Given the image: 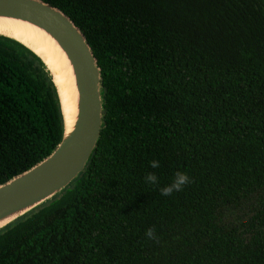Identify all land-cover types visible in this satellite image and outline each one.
I'll return each instance as SVG.
<instances>
[{
    "label": "trees",
    "instance_id": "1",
    "mask_svg": "<svg viewBox=\"0 0 264 264\" xmlns=\"http://www.w3.org/2000/svg\"><path fill=\"white\" fill-rule=\"evenodd\" d=\"M41 1L90 44L105 126L85 172L0 231V264H264V0ZM63 134L42 61L0 36V185ZM177 171L172 196L144 181Z\"/></svg>",
    "mask_w": 264,
    "mask_h": 264
},
{
    "label": "water",
    "instance_id": "2",
    "mask_svg": "<svg viewBox=\"0 0 264 264\" xmlns=\"http://www.w3.org/2000/svg\"><path fill=\"white\" fill-rule=\"evenodd\" d=\"M0 18L28 23L49 35L66 55L72 67L78 93L76 121L62 141L43 161L0 185V231L37 210L67 190L86 170L92 159L104 123L102 73L85 35L61 10L41 0H0Z\"/></svg>",
    "mask_w": 264,
    "mask_h": 264
},
{
    "label": "bare ground",
    "instance_id": "3",
    "mask_svg": "<svg viewBox=\"0 0 264 264\" xmlns=\"http://www.w3.org/2000/svg\"><path fill=\"white\" fill-rule=\"evenodd\" d=\"M0 35L19 41L45 63L57 86L67 131L76 121L78 93L73 70L58 44L44 31L25 22L0 18Z\"/></svg>",
    "mask_w": 264,
    "mask_h": 264
},
{
    "label": "clouds",
    "instance_id": "4",
    "mask_svg": "<svg viewBox=\"0 0 264 264\" xmlns=\"http://www.w3.org/2000/svg\"><path fill=\"white\" fill-rule=\"evenodd\" d=\"M149 167L152 169H159L161 163L159 160L153 159L149 162ZM144 181L146 184L152 185L153 187H159L160 195L165 197L183 191L185 186L192 182L191 177L183 171L175 172L171 183L164 185L163 187H160V178L155 172H148L144 177ZM145 237L148 240L159 242V236L157 235V230L154 226L147 229Z\"/></svg>",
    "mask_w": 264,
    "mask_h": 264
}]
</instances>
